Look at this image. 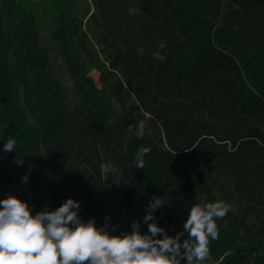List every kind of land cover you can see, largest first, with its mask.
Returning <instances> with one entry per match:
<instances>
[{
  "label": "trees",
  "instance_id": "16d2710c",
  "mask_svg": "<svg viewBox=\"0 0 264 264\" xmlns=\"http://www.w3.org/2000/svg\"><path fill=\"white\" fill-rule=\"evenodd\" d=\"M50 1L63 8L64 0ZM89 1L98 52L86 45L76 19L61 22L53 40L68 49L76 38L77 51L110 80L109 95L67 58L79 100L71 112L49 75L32 16H22L11 40L3 38L0 18V151L8 167L0 180L27 190L32 215L73 198L80 218L100 227L104 206L82 181L118 175L128 186L126 207L137 190L148 202L165 199L155 216L169 236L183 231L191 206L206 194L234 210L217 220L219 238L205 264H264V0ZM126 94L138 108L136 124L115 116L109 104L123 108ZM9 138L16 152H4ZM141 147L151 151L137 168ZM102 163L115 171L103 172ZM143 217L140 232L148 233ZM131 225L109 232H131Z\"/></svg>",
  "mask_w": 264,
  "mask_h": 264
},
{
  "label": "clouds",
  "instance_id": "9594fccd",
  "mask_svg": "<svg viewBox=\"0 0 264 264\" xmlns=\"http://www.w3.org/2000/svg\"><path fill=\"white\" fill-rule=\"evenodd\" d=\"M135 11L130 8L129 14ZM154 57L163 59L159 52ZM144 129L141 121L134 134L142 138ZM15 145L16 141L9 138L4 152H16ZM150 151L141 147L133 165L143 168L144 157ZM15 163L20 166L22 158ZM100 168L106 173L115 171L107 163ZM28 179L24 174L21 182L27 183ZM164 204V198L154 196L146 205L143 222L148 233H141L140 222L133 221L131 232L111 235L109 229L115 231V226L110 224V218L106 217L100 227L94 218L83 221L79 216L81 205L73 198H67L54 210L42 209L32 215L26 201L9 194L0 199V264H205L210 242L219 238L217 220L233 211V206L223 200L208 202L206 194L200 195L189 210L183 231L169 236L158 226L155 216Z\"/></svg>",
  "mask_w": 264,
  "mask_h": 264
},
{
  "label": "rangeland",
  "instance_id": "374dc122",
  "mask_svg": "<svg viewBox=\"0 0 264 264\" xmlns=\"http://www.w3.org/2000/svg\"><path fill=\"white\" fill-rule=\"evenodd\" d=\"M25 13L30 14L33 18L39 39V48L48 59L49 75L63 89L65 105L69 112L79 104V100L68 74L67 58L76 62L83 77L91 82L97 92H101L106 96L109 95L110 80L105 75H100L85 59V56L77 51L76 38L70 40L68 49H64L58 42L53 40V35L61 22L76 19L77 22H81L80 32L87 39L86 45L90 46L93 52H98L95 39L92 38L90 27H88V18L94 13L89 0H64L63 8L52 7L50 0H0V18L4 39L11 40L13 31ZM8 55L10 57V53ZM9 64L10 68L13 69L14 62L12 59L9 60ZM19 97H21V93ZM109 104L115 116L136 124L139 112L130 95H125L123 108L111 99H109ZM25 115L31 123L29 115L27 113ZM0 170L8 172L1 151ZM82 185L103 204L104 223L105 218L108 217L112 226H124L126 223L140 220L147 211L146 205L149 202L141 190L133 192L132 203L128 207L125 206L126 200L122 193L128 189V186L118 175L108 177L103 174L101 182L84 180ZM16 193H19L23 197L22 201H26L29 206L31 196L27 190L18 188L14 182L11 183L9 188L3 180H0V199L6 198L9 194L18 198Z\"/></svg>",
  "mask_w": 264,
  "mask_h": 264
}]
</instances>
